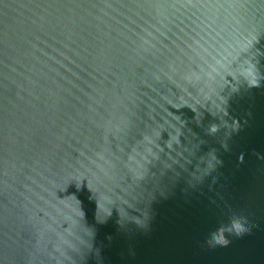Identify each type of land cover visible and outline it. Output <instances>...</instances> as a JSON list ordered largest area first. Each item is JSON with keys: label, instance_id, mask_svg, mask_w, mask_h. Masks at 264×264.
Returning a JSON list of instances; mask_svg holds the SVG:
<instances>
[{"label": "water", "instance_id": "95a60500", "mask_svg": "<svg viewBox=\"0 0 264 264\" xmlns=\"http://www.w3.org/2000/svg\"><path fill=\"white\" fill-rule=\"evenodd\" d=\"M0 264H264V0H0Z\"/></svg>", "mask_w": 264, "mask_h": 264}, {"label": "clouds", "instance_id": "9594fccd", "mask_svg": "<svg viewBox=\"0 0 264 264\" xmlns=\"http://www.w3.org/2000/svg\"><path fill=\"white\" fill-rule=\"evenodd\" d=\"M242 227V226H241ZM217 243H219V241H217Z\"/></svg>", "mask_w": 264, "mask_h": 264}]
</instances>
